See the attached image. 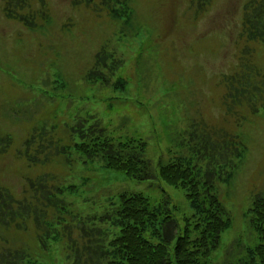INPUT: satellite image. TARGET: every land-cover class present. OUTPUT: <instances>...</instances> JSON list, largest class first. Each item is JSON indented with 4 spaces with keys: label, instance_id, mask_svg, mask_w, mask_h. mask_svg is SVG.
<instances>
[{
    "label": "rangeland",
    "instance_id": "obj_1",
    "mask_svg": "<svg viewBox=\"0 0 264 264\" xmlns=\"http://www.w3.org/2000/svg\"><path fill=\"white\" fill-rule=\"evenodd\" d=\"M73 1L45 0L49 18L34 16L36 25L28 27L7 17L8 0H0V138L10 140L0 153V185L20 198L29 178L51 175L59 186L88 181L80 193L65 195L72 209L83 215L100 213L109 198L123 190L142 192L151 206L165 194L182 228V217L190 211L184 189L157 178L115 175L96 162L82 163L84 158L73 151L78 135L72 129L97 122L113 137H142L148 142L146 156L156 165L175 154L172 140L187 122L198 131L208 124L237 133L246 146L231 181H216L219 199L234 215L233 225L222 233L219 252L232 240L229 250L235 238L249 234L244 210L253 196L264 192V113L252 114L242 106L244 120L238 124L223 105L222 77L236 71L246 46L264 75V44L239 37L247 0H213L195 19L189 0H134L141 27L134 42L114 40L119 24L99 0ZM8 6L30 15L40 2L26 0L21 6L10 0ZM142 39L146 42L139 45ZM102 47L122 58L111 82L124 75L123 89L85 79ZM54 83H61L58 92L52 90ZM41 122L54 130L59 145L69 148L65 155L52 154L49 162L32 165L23 155V143ZM20 226L0 223V248L22 249L44 264H65L61 244L43 250L32 222Z\"/></svg>",
    "mask_w": 264,
    "mask_h": 264
},
{
    "label": "trees",
    "instance_id": "obj_2",
    "mask_svg": "<svg viewBox=\"0 0 264 264\" xmlns=\"http://www.w3.org/2000/svg\"><path fill=\"white\" fill-rule=\"evenodd\" d=\"M9 1L5 15L28 27L36 25L34 16H50L45 0H39L40 8L30 15L14 12ZM211 1L189 0L190 6H194L192 18L203 13ZM25 2L16 0L21 6ZM133 3L134 0H99L109 18L119 24L113 34L117 42H134L141 31ZM239 37L264 44V0L244 3ZM145 42L142 39L139 45ZM240 56L236 71L222 77L226 114L235 116L238 124L244 120L240 114L242 106L252 114L264 113V75L252 63L247 46ZM120 61L122 58L116 52L102 47L85 79L123 89L127 83L124 75L111 82ZM53 82L58 80L54 78ZM60 87L61 83H54L52 90L58 92ZM184 128L172 140V147H177L172 150L175 154L156 165L146 156L148 142L142 137H113L97 122L87 126L80 123L77 130L72 129L78 135L73 151L84 158L82 163L96 162L102 171H113L115 175L136 180L157 178L184 189L190 211L182 217V228L173 216L176 207L170 205L171 199L165 194L151 206L142 192L123 190L109 198L108 206L100 213L83 215L72 209L65 195L80 193L88 181L59 186L52 183L51 175L27 179V188L20 198L0 185V223L21 227L20 224L32 222L43 250L61 244L65 264H264V192L253 196L244 210L249 234L235 238L237 241L228 250L231 240L219 252L222 233L233 225L234 215L219 199L216 181H231L246 153L243 140L237 133L208 124L199 131L189 122ZM53 134L54 130L48 129L45 122L30 129L23 143V155L32 165L49 162L52 154H66L69 147L59 145ZM9 143L7 137L0 138V153ZM50 149L54 152L50 153ZM0 264L44 263L38 255L22 249L0 248Z\"/></svg>",
    "mask_w": 264,
    "mask_h": 264
}]
</instances>
